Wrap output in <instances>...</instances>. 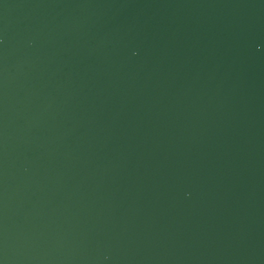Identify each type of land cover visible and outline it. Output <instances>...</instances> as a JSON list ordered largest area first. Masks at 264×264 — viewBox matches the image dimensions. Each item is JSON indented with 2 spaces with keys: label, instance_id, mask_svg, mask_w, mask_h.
I'll list each match as a JSON object with an SVG mask.
<instances>
[{
  "label": "water",
  "instance_id": "water-1",
  "mask_svg": "<svg viewBox=\"0 0 264 264\" xmlns=\"http://www.w3.org/2000/svg\"><path fill=\"white\" fill-rule=\"evenodd\" d=\"M0 264H264V0H0Z\"/></svg>",
  "mask_w": 264,
  "mask_h": 264
}]
</instances>
